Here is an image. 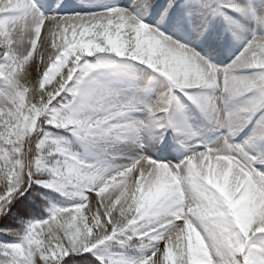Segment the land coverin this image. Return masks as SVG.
<instances>
[{"label": "snow or ice", "instance_id": "1", "mask_svg": "<svg viewBox=\"0 0 264 264\" xmlns=\"http://www.w3.org/2000/svg\"><path fill=\"white\" fill-rule=\"evenodd\" d=\"M0 264H264V0H0Z\"/></svg>", "mask_w": 264, "mask_h": 264}]
</instances>
